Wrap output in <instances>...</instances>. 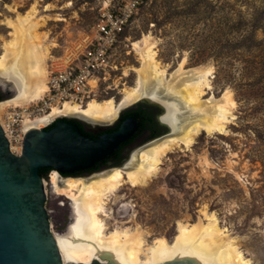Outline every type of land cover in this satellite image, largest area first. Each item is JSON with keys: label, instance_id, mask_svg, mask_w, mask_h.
<instances>
[{"label": "rangeland", "instance_id": "1", "mask_svg": "<svg viewBox=\"0 0 264 264\" xmlns=\"http://www.w3.org/2000/svg\"><path fill=\"white\" fill-rule=\"evenodd\" d=\"M109 1L0 0V45L11 38L3 20L16 17L7 4L26 12L38 2L40 30L52 46L51 71L80 37L93 32ZM48 14L51 19H41ZM145 33L158 41V57L170 65L168 78L184 57L187 68L211 64L212 91L217 96L227 88L233 91L236 118L228 124V133H201L192 150L170 153L148 187L125 185L119 193L124 197L109 203V223L132 219L126 224L143 225L150 231L149 240L158 235L173 240L177 220L193 222L206 208L240 237L255 264H264V0H144L90 97L121 101L123 88L136 83L135 67L140 65L132 42ZM205 156L210 166L203 161ZM44 179L49 180L47 175ZM47 183L51 226L60 238L73 220L72 205L63 195L50 192Z\"/></svg>", "mask_w": 264, "mask_h": 264}, {"label": "bare ground", "instance_id": "2", "mask_svg": "<svg viewBox=\"0 0 264 264\" xmlns=\"http://www.w3.org/2000/svg\"><path fill=\"white\" fill-rule=\"evenodd\" d=\"M38 5L34 2L26 12H20L15 4H7L16 12V17L3 20L11 29V38L0 45V52L1 48L3 50L0 68L23 67L28 75V91L24 98L1 105L0 115L7 106L36 101L47 91L52 46L47 33L40 30L43 23L39 18ZM51 18L49 14L41 16L44 21ZM132 44L139 55L140 65L135 67L136 83L123 88L121 101L113 97L102 100L90 97L83 103L66 102L60 111L72 115L80 113L92 121H113L122 107L146 95H154L160 100L170 101L181 114L186 113L187 118L181 117V128L177 134L147 147L138 162L129 169L115 168L103 175L98 173L88 178L69 177L65 180L58 172L52 174V189L71 197V205L78 217L70 237H56L64 264H89L102 253L108 254L118 264H160L175 257H190L196 264H255L243 249L240 237L221 224L216 212L206 208L193 222L177 220V234L173 240L165 235L149 240L150 231L143 225L126 224L132 219L109 223L112 218L109 203L124 197L119 193L125 185L148 187L162 172L164 160L170 153L192 150L201 133H228V124L236 118L237 101L233 91L227 88L220 96L212 91L214 67L211 64L187 68V58L184 57L168 78L170 65L159 59L158 41L151 33L143 34ZM91 83L93 87L97 86V79L92 78ZM60 111L54 108L52 116ZM46 118L33 126L40 127ZM202 159L211 165L207 156Z\"/></svg>", "mask_w": 264, "mask_h": 264}, {"label": "water", "instance_id": "3", "mask_svg": "<svg viewBox=\"0 0 264 264\" xmlns=\"http://www.w3.org/2000/svg\"><path fill=\"white\" fill-rule=\"evenodd\" d=\"M27 91L28 75L23 67L0 68V97L3 99L0 106L24 98ZM142 101L163 107L149 99ZM135 126L136 121L128 118L117 130L92 138L76 123L62 119L50 128L34 126L28 129L22 153L17 155L11 151L0 123V264H64L52 230L46 205L48 190L40 168L73 172L89 167L111 154L132 134ZM48 189L54 191L50 180ZM89 264L118 263L102 253ZM160 264L196 262L190 257H175Z\"/></svg>", "mask_w": 264, "mask_h": 264}, {"label": "built area", "instance_id": "4", "mask_svg": "<svg viewBox=\"0 0 264 264\" xmlns=\"http://www.w3.org/2000/svg\"><path fill=\"white\" fill-rule=\"evenodd\" d=\"M144 0H110L102 7L91 34L80 37L62 57V64L52 68L48 75V88L42 98L23 105H9L0 115V123L9 140L10 149L20 155L25 134L41 119L45 125L60 118L72 116L61 112L66 102H85L95 90L91 79L107 73L110 56L129 22ZM54 108L60 111L52 116ZM42 124V123H41Z\"/></svg>", "mask_w": 264, "mask_h": 264}, {"label": "flooded vegetation", "instance_id": "5", "mask_svg": "<svg viewBox=\"0 0 264 264\" xmlns=\"http://www.w3.org/2000/svg\"><path fill=\"white\" fill-rule=\"evenodd\" d=\"M142 99L157 101L158 103H161L164 108L148 101H142ZM183 115L184 113L181 114V112L177 108H175L170 101L160 100L154 95H146L138 101L122 107L113 121H92L87 116L83 114L80 115V113H76L69 117L60 118L56 121H51V119H49L50 124L46 126L47 128H50L51 126L56 124V122L63 119L76 123L85 135H88L92 138H98L101 134L117 130L122 122L128 118H133L136 121V126L132 134L127 139L120 142V144L116 146L111 154L96 161L89 167L77 169L73 172H61L54 167H46L44 171L46 172V175L48 176V179L52 184L51 177L55 172H58L61 178L65 180L69 177L88 178L96 173L111 171L115 168L129 169L131 166L138 162V159L140 158L144 149L154 144L155 142L168 137L167 135L171 134L173 131L179 132L181 128L180 121ZM53 190L56 194L63 195L65 199H67V201L71 204V197L66 196L63 193L56 192L54 188ZM48 200L49 197L47 198V202ZM71 208L73 213V220L67 227L68 231L66 229L64 233H59L61 238H67L65 236L70 237L73 227L77 222L78 217L76 216L77 213L75 214L76 210L72 206ZM49 212L51 217L50 209ZM55 234L57 237L58 234Z\"/></svg>", "mask_w": 264, "mask_h": 264}, {"label": "trees", "instance_id": "6", "mask_svg": "<svg viewBox=\"0 0 264 264\" xmlns=\"http://www.w3.org/2000/svg\"><path fill=\"white\" fill-rule=\"evenodd\" d=\"M0 100H3L1 97H0ZM47 128V127H46ZM46 168H40L39 170V173L44 177L46 175V172L44 171Z\"/></svg>", "mask_w": 264, "mask_h": 264}]
</instances>
